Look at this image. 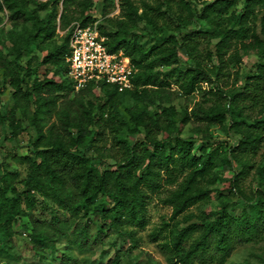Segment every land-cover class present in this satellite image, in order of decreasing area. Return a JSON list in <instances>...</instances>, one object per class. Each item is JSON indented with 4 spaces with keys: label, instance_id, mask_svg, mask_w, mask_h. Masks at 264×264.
Wrapping results in <instances>:
<instances>
[{
    "label": "rangeland",
    "instance_id": "374dc122",
    "mask_svg": "<svg viewBox=\"0 0 264 264\" xmlns=\"http://www.w3.org/2000/svg\"><path fill=\"white\" fill-rule=\"evenodd\" d=\"M140 6V12L145 6L161 11L158 27L152 28L145 22H138L132 29L141 33L142 43L149 47L157 38L170 34L177 37V47L183 70L201 67L206 71L207 81H203L197 89L187 94L182 77L176 75L169 78L163 87L149 86L146 99H136L126 96L118 107L108 105L101 115L98 108L104 91L100 88L76 91L68 88L69 97L61 99L50 114H42L39 124L45 134L43 141L53 142L51 127L59 124L60 113L63 108L70 107L72 111L79 108L80 100L90 101L93 104L92 113L96 114V121L90 127L88 136L82 148L93 158L92 163L97 170L102 168L113 169L123 163L128 156L126 145L132 142L136 135L134 122L130 120L129 109L139 111L146 109L150 115L161 114V122L166 125L171 120L181 124V120L189 115L191 120L184 124L181 134L171 133L170 129L157 133L158 139H166L168 148L179 139L194 140L193 153L197 156L212 154V166L205 173L199 175L194 183V191L200 189L210 191L208 196L189 205L181 214L174 215V205L170 202L172 194L176 193L200 168L199 163L192 161L175 160L167 167H154L157 173L152 186L142 185L144 203L138 207V219L125 220L117 227H110L109 221L104 222L100 214L95 211L102 207V196L96 201V206L89 211L91 219L89 227L90 243L80 246L76 242L79 232L80 216L73 217L57 206L52 200L37 193L38 203L30 216H24L15 225L17 233L8 235L0 228V264H107L117 249H120L119 264H174V240L182 228H189L184 235L183 244L189 246L203 233V222L217 217L225 206L228 216L233 222L234 232L232 241L235 248L225 261L221 262V254L215 247L213 239L208 250L200 252L193 258L192 264H264V204L261 205L262 214L257 218L254 206L264 197V133L263 140L256 152L232 150L240 136L230 126L228 118L226 124L207 122L199 119L195 113L199 109L218 107L220 109L234 106L241 108L242 117L249 122H255L259 116L262 103L255 102L240 95L236 101L231 97L244 90L246 77L256 72L258 63V48L251 46L250 38L241 39L235 36L226 46L221 62L217 58L216 43L220 38L212 36V30L205 21H199L197 13L203 5L213 0H133ZM95 7L86 12L100 22L108 18H121L120 0H94ZM184 3H187L185 5ZM243 0H237L231 11L239 10ZM75 9L73 12L72 10ZM82 4L71 6V13L81 16ZM149 10V9H148ZM150 11V10H149ZM262 8L255 7L256 18L250 20V31L260 37L261 23L258 17ZM45 12H42L44 14ZM182 16L184 21H180ZM83 17L78 20L82 21ZM75 20V21H78ZM60 21L57 20V30L53 43H61L66 32L59 30ZM32 27L30 20L15 22L10 18L8 10L0 11V56L10 64L0 66V111L7 113L12 109L15 101L10 95L7 81L10 79L11 69L24 75L22 67L28 56L15 60L13 45L15 39L26 33ZM199 30L200 36L194 41V51H190L185 42L191 31ZM206 31V32H203ZM39 54V52L37 53ZM37 59L33 60L32 76L52 77L53 68L41 66L37 70ZM166 70L168 67L162 66ZM264 92V90H263ZM168 106L175 108V114L169 116L163 109ZM34 104H30L25 113L18 110V125L20 134L11 137V128L8 124H0V167L18 172L17 186L21 187V179L27 176V165L18 161L20 155L29 153V147L38 137V125L33 121ZM128 122V125L125 123ZM256 129V128H251ZM257 130V129H256ZM203 137V138H202ZM177 162V164H175ZM141 170H138L139 173ZM235 177L237 181L234 182ZM237 183V184H236ZM154 185V186H153ZM259 191V192H258ZM106 203V202H105ZM107 204V203H106ZM107 207V205H106ZM53 214H56L65 233H59ZM32 219L30 220V217ZM251 217L256 226L248 230L245 228L246 218ZM36 221L40 229H44L58 238L57 249L46 251L45 256L39 255L33 248L30 231ZM133 237V239H131ZM63 255L71 260H64Z\"/></svg>",
    "mask_w": 264,
    "mask_h": 264
},
{
    "label": "trees",
    "instance_id": "16d2710c",
    "mask_svg": "<svg viewBox=\"0 0 264 264\" xmlns=\"http://www.w3.org/2000/svg\"><path fill=\"white\" fill-rule=\"evenodd\" d=\"M236 2L237 0H213L203 5L195 16L199 21H205L209 25L212 36L220 38L215 46L217 58L221 62L224 61L221 57L225 53L224 48L235 36L240 38L241 42L243 38H250L249 44L258 48L259 61L255 64L256 72L246 77L244 90L235 93L231 100L236 101L244 94L253 101L262 103L259 108L260 116L255 122H249L242 117V110L236 104L223 109L201 108L195 115L207 122L223 124H226L229 118L230 126L240 136L232 150L256 152L264 133V0H243L239 10L231 11ZM75 3L82 4L81 16L71 13V6ZM256 6L262 8L258 17L262 37L254 32L249 34L250 20L257 16ZM91 7H95L94 0H0V11L8 10L12 20L15 22L30 20L32 23L31 29L19 35L13 45L15 60L24 55L28 56L26 64L22 67L28 80L18 71L11 69L7 86L15 104L8 113L5 110L0 111V124H8L11 128V137L15 138L21 133L17 111L25 113L29 105L34 104L33 121L38 125V137L29 147V153L18 157V161L26 164L28 169L27 176L20 180L22 186H17V171L5 168L3 172L0 167V228L10 236L17 233L15 225L20 219L30 216L32 210L36 208L39 193L52 200L57 209L83 219L76 242L80 246H86L90 243L91 219L88 214L93 206H96L99 197L102 196L104 202L102 207L95 211L104 222H110V227H117L127 219L136 220L139 218L138 207L144 203L142 185L152 186L155 182L154 175L157 170H154V167H161L163 164L169 167L176 159L192 161L193 164L199 163L200 168L171 195L170 202L174 205V215L181 214L189 205L210 194V191L203 189L194 191L193 187L197 177L212 166V154L197 156L193 153L194 140L191 139H179L166 150L169 142L156 136L158 132L168 130L171 126L173 128L170 129L171 133L181 134L184 124L191 120L189 115L181 120L180 125L173 120L164 125L159 113L150 115L146 109L139 111L129 109L136 135L132 142L126 145L127 158L113 169L97 170L92 163L93 158L82 150L86 138L91 135L90 127L96 121V114L92 113L93 104L90 101L80 100L79 108L75 111L70 107L63 108L59 124H53L51 127L53 142L43 141L45 134L39 124L42 114L52 113L61 99L69 97L68 88H73L68 77L67 63L72 24L81 17L82 21H78L83 24L95 21L92 15L86 12ZM120 7L121 18H108L99 23V29L101 35L106 37L109 50L123 51L131 59L136 71L132 78L133 86L124 91H119L116 86L106 83L98 85L91 83L80 90L100 88L104 91V97L98 104L101 115L105 113V108L109 104L118 107L128 95L136 99H146L147 91L151 88L149 86L163 87L168 79L175 75L178 78L182 77L187 94L194 92L201 82L207 81V73L200 66L183 70L184 65L181 62L175 34L157 38L147 48L142 43L143 35L132 29V26L141 21L152 28L158 27V21L162 16L159 9H153L149 5L140 12V6L133 0H120ZM74 10L72 11L75 12ZM58 19L59 30L66 32L61 43H53ZM179 20L184 21V18L180 16ZM200 32L202 31H191L185 42L190 51L195 50L193 41L200 36ZM34 59L38 60L37 70L41 66H45L46 69L51 66L54 70L52 77H48L46 72L44 77L36 74L31 79ZM9 64L10 61L0 56V66L8 67ZM162 66L168 69L163 70ZM163 112L171 116L175 114V108L168 106ZM125 123L128 125V122ZM138 170L141 171L138 173ZM261 171H264V167ZM236 181L235 177L234 182ZM263 204L264 197L254 206L257 218L262 214L260 207ZM52 220L59 233H65L56 214H53ZM245 224L247 230L256 226L255 221L248 216ZM202 226L205 228L203 233L189 246L183 244L184 235L189 228H182L176 235L173 242L174 264H192L197 254L208 250L213 239L216 249L221 254V262L231 255L235 248L231 235L238 229L233 228L226 207L222 208L217 217L205 220ZM24 228L30 231L33 248L39 255L45 256L46 251L57 249L58 238L40 229L36 221L32 229L27 225H24ZM63 258L71 260L65 255ZM120 258V249H117L107 264H119Z\"/></svg>",
    "mask_w": 264,
    "mask_h": 264
},
{
    "label": "built area",
    "instance_id": "2783aa9c",
    "mask_svg": "<svg viewBox=\"0 0 264 264\" xmlns=\"http://www.w3.org/2000/svg\"><path fill=\"white\" fill-rule=\"evenodd\" d=\"M99 23L100 20L88 24L76 21L72 24L70 54L67 57L68 77L76 91L91 83H106L124 91L133 86L136 69L123 51L109 50L106 37L100 33Z\"/></svg>",
    "mask_w": 264,
    "mask_h": 264
}]
</instances>
